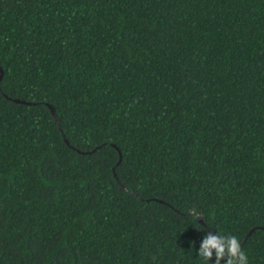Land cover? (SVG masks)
I'll use <instances>...</instances> for the list:
<instances>
[{
  "label": "trees",
  "instance_id": "1",
  "mask_svg": "<svg viewBox=\"0 0 264 264\" xmlns=\"http://www.w3.org/2000/svg\"><path fill=\"white\" fill-rule=\"evenodd\" d=\"M0 68V264H264V0H0Z\"/></svg>",
  "mask_w": 264,
  "mask_h": 264
},
{
  "label": "clouds",
  "instance_id": "2",
  "mask_svg": "<svg viewBox=\"0 0 264 264\" xmlns=\"http://www.w3.org/2000/svg\"><path fill=\"white\" fill-rule=\"evenodd\" d=\"M198 215L197 213H193ZM213 251L216 254V264L227 258V264H248V257L242 250L239 239L234 235H207L199 251V257L211 261Z\"/></svg>",
  "mask_w": 264,
  "mask_h": 264
},
{
  "label": "water",
  "instance_id": "3",
  "mask_svg": "<svg viewBox=\"0 0 264 264\" xmlns=\"http://www.w3.org/2000/svg\"><path fill=\"white\" fill-rule=\"evenodd\" d=\"M2 73H3V71H2V69L0 68V79H1V77H2ZM14 101H15V102L24 103V104H33L32 102L24 101V100H19V99H14ZM48 106H49L50 111H51V113L53 114L55 120L58 122V117H57V114H56V111H55L54 107H53L52 105H50V104H48ZM58 125H59V124H58ZM120 160H121V153L119 152V162H120ZM114 175H116L115 172H114ZM121 186H122V188H124V185H121ZM131 194H133V192H131ZM191 212H193V211H191ZM198 219H199L200 222H202V216H201V215H199ZM208 235H211L210 231H208ZM249 235H250V232L247 233L246 236H249Z\"/></svg>",
  "mask_w": 264,
  "mask_h": 264
}]
</instances>
